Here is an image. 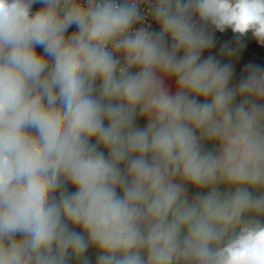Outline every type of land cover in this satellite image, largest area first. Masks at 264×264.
Instances as JSON below:
<instances>
[{"label":"clouds","instance_id":"clouds-1","mask_svg":"<svg viewBox=\"0 0 264 264\" xmlns=\"http://www.w3.org/2000/svg\"><path fill=\"white\" fill-rule=\"evenodd\" d=\"M209 27L264 44V0H0V264H264V66Z\"/></svg>","mask_w":264,"mask_h":264},{"label":"crops","instance_id":"crops-1","mask_svg":"<svg viewBox=\"0 0 264 264\" xmlns=\"http://www.w3.org/2000/svg\"><path fill=\"white\" fill-rule=\"evenodd\" d=\"M167 39V38H166ZM167 43L171 46V40L167 39ZM223 45L218 44L217 47L212 51H204L201 56V60L206 59L208 56L215 57L221 64H230L232 66L233 78L230 82L232 85H237L240 81L248 75V66L252 65V63L246 59L245 55L239 52L237 56L226 54L222 51ZM135 71V69L133 70ZM165 86L169 89V91L174 94L177 90V86L174 79H166ZM202 99V98H201ZM107 124V121H105ZM136 125L140 128H144L147 125V119L144 117H137ZM90 143H95V138L90 140ZM205 149L211 150L213 148V144L211 142H205ZM100 151H103L105 156H108V150L104 148L102 145L99 148ZM123 167V165H122ZM119 191V189H118ZM207 189H198L191 185L188 186V196L189 199H192L196 195L201 192H206ZM71 225V224H70ZM73 231H76L87 238V234L83 232V229L79 226L72 225ZM101 251L98 247L94 245H90L89 248L85 252V257L87 259L88 264H99V256L101 255ZM75 258V257H74ZM81 264V261H79Z\"/></svg>","mask_w":264,"mask_h":264},{"label":"rangeland","instance_id":"rangeland-1","mask_svg":"<svg viewBox=\"0 0 264 264\" xmlns=\"http://www.w3.org/2000/svg\"><path fill=\"white\" fill-rule=\"evenodd\" d=\"M42 7L43 5L41 3L33 4L31 11L33 13L37 12ZM77 31H78L77 26L73 24L68 28L65 35L67 37ZM218 44L223 45V49L226 48L228 51L231 52V55L233 56H237L239 55L238 53L241 52L245 55L246 59L252 63V65L258 64L264 66V44L258 41V39L253 35L252 30H249L244 34H241V33L233 32L231 28H228L224 32H222V36ZM36 51L38 54L44 55V50L42 47L37 46ZM51 63L52 61L49 58V64ZM28 131L33 135L36 134L35 131L32 129H29ZM65 189L67 190L68 193H72L76 191V187L70 182L65 185ZM59 192L60 190H57V192L54 194L57 198L59 197ZM261 219L264 220V218ZM69 228L70 230L73 231L72 225H69ZM16 238L20 239L21 236L18 234ZM79 261L80 260L74 257H70L69 264H79Z\"/></svg>","mask_w":264,"mask_h":264},{"label":"built area","instance_id":"built-area-1","mask_svg":"<svg viewBox=\"0 0 264 264\" xmlns=\"http://www.w3.org/2000/svg\"><path fill=\"white\" fill-rule=\"evenodd\" d=\"M146 8H147V5H141L142 13L144 11H146ZM194 19H198V18H194ZM140 26L147 27L149 29V31H153V32H159L160 31L159 24L155 20H153L151 18V16L147 17V19L143 22V25H141V24L134 25V27H136V28H139ZM208 31L214 37V45L211 49H206V51H212L217 47L218 43L220 42L222 32L215 30L211 27H209ZM167 39L171 40L170 37H168Z\"/></svg>","mask_w":264,"mask_h":264}]
</instances>
